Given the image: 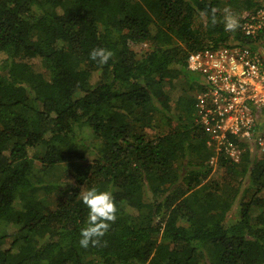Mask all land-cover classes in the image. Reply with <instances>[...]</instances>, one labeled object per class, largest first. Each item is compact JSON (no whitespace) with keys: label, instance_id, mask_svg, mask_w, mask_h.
<instances>
[{"label":"trees","instance_id":"16d2710c","mask_svg":"<svg viewBox=\"0 0 264 264\" xmlns=\"http://www.w3.org/2000/svg\"><path fill=\"white\" fill-rule=\"evenodd\" d=\"M252 6L0 0V223L16 228L7 248L0 236V264H264V164L232 139L240 161L219 154L222 182L202 190L212 152L192 116L205 85L186 66L193 51L244 43ZM157 116L169 128L146 138ZM246 180L254 193L226 224ZM91 187L112 193L116 218L83 247Z\"/></svg>","mask_w":264,"mask_h":264},{"label":"built area","instance_id":"2783aa9c","mask_svg":"<svg viewBox=\"0 0 264 264\" xmlns=\"http://www.w3.org/2000/svg\"><path fill=\"white\" fill-rule=\"evenodd\" d=\"M240 32L244 43L210 45L186 59L187 69L205 85L194 111L212 152L211 165L219 154L240 161L242 147L232 139L264 155V4L244 12Z\"/></svg>","mask_w":264,"mask_h":264},{"label":"rangeland","instance_id":"374dc122","mask_svg":"<svg viewBox=\"0 0 264 264\" xmlns=\"http://www.w3.org/2000/svg\"><path fill=\"white\" fill-rule=\"evenodd\" d=\"M252 4H264V0H249ZM254 6H252L251 8H253ZM143 50L148 48V45H144ZM35 70L38 72H42V70L40 68L35 67ZM198 76V75H197ZM196 91V90H195ZM197 92V91H196ZM195 93V92H194ZM174 106V104H173ZM171 107L170 110V115L173 116L174 120L173 122H175V118L178 116V110L174 107ZM192 122L194 123V126L197 127V132L199 133L201 130L200 125L197 121V117H196V113L195 111H193V116H192ZM169 128V123L167 122L166 118L164 116H157L152 120V123L149 127L145 128L144 130H142L143 134L145 135L146 138H152L155 136H159L161 135L163 132H166L167 129ZM263 129V128H262ZM203 133V132H202ZM203 136H201V138L203 137L204 141H205V135L202 134ZM261 135H264V133H262ZM243 150V153L245 152V147L241 148ZM252 156H253V161L254 164L256 163H260V164H264V155L263 153L258 149L255 148V146H252ZM35 154L37 156H41L43 154V150L39 149L38 151H35ZM30 155H34V152H31ZM89 159L93 158L94 155L93 153H88L87 154ZM213 169L211 174L207 177V179L205 181L202 182V185L205 184L203 188H208L211 190H215L214 188L216 187V185H219L222 182V178H223V173L220 169H218L217 167H215V164L212 165ZM61 173H57L56 175H60ZM72 183V182H70ZM243 189L240 192L239 197L237 198L234 207H233V212L230 213L227 217L226 220V224H230L232 221H235L236 219L239 218L240 216V212L243 208V206L245 205L246 202H248L251 198V196L253 195V190H250L248 188L247 185V180L244 182L243 185ZM246 188H248V191H245ZM46 199V197H45ZM251 210V214L253 216L257 215L260 211H262L263 209L261 208H257L255 206H252L250 208ZM16 228L10 224H6V223H0V236H5V243H4V248H7L10 244V242L13 239V234L15 233Z\"/></svg>","mask_w":264,"mask_h":264},{"label":"clouds","instance_id":"9594fccd","mask_svg":"<svg viewBox=\"0 0 264 264\" xmlns=\"http://www.w3.org/2000/svg\"><path fill=\"white\" fill-rule=\"evenodd\" d=\"M229 29L235 27V21H229L227 24ZM93 59H98V62L106 63L112 53L105 49H96L91 52ZM80 199L88 209V226L81 230V239L79 243L83 247H87L89 243L96 244V238L102 236L108 228L107 221L114 220L116 206L113 195L110 191L99 190L96 187H91L80 192Z\"/></svg>","mask_w":264,"mask_h":264}]
</instances>
